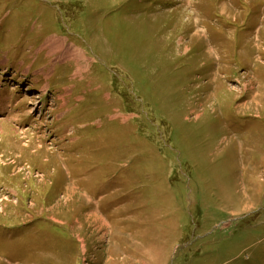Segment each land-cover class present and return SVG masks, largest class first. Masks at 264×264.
Segmentation results:
<instances>
[{"label":"rangeland","instance_id":"obj_1","mask_svg":"<svg viewBox=\"0 0 264 264\" xmlns=\"http://www.w3.org/2000/svg\"><path fill=\"white\" fill-rule=\"evenodd\" d=\"M0 123V264H264V0H0Z\"/></svg>","mask_w":264,"mask_h":264},{"label":"bare ground","instance_id":"obj_2","mask_svg":"<svg viewBox=\"0 0 264 264\" xmlns=\"http://www.w3.org/2000/svg\"><path fill=\"white\" fill-rule=\"evenodd\" d=\"M48 39H52V40L56 39V40H59V39H57V38H53V37H50V38H48ZM48 39H47V40H48ZM47 40H46V41H47ZM46 41H45V42H46ZM52 46H53V47H52V48H53L52 50H53L54 52H58V51H60V49H59L60 45H57V44L55 43V44H53ZM69 51H70V49H69ZM79 62H81V59H80ZM82 63H83V61H82ZM82 65H83V64H82ZM78 73H79V72H78ZM43 90H44V91H42V94L46 93V90H47V89H43ZM24 96H25V95H24ZM2 108H4V110H9V108H8V107H5V106H2ZM30 141H31V140H30ZM27 143H28V142H27ZM20 169H21V168H20Z\"/></svg>","mask_w":264,"mask_h":264},{"label":"trees","instance_id":"obj_3","mask_svg":"<svg viewBox=\"0 0 264 264\" xmlns=\"http://www.w3.org/2000/svg\"><path fill=\"white\" fill-rule=\"evenodd\" d=\"M186 61H184V65H185V67H186ZM186 69H187V67H186ZM193 73V72H192ZM192 75H194V77L196 78V76H197V74L195 73V74H192Z\"/></svg>","mask_w":264,"mask_h":264}]
</instances>
